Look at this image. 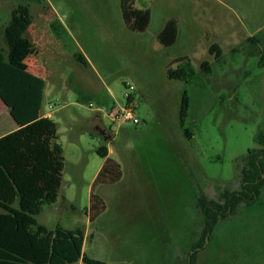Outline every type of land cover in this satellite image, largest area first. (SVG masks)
Wrapping results in <instances>:
<instances>
[{"label":"rangeland","instance_id":"1","mask_svg":"<svg viewBox=\"0 0 264 264\" xmlns=\"http://www.w3.org/2000/svg\"><path fill=\"white\" fill-rule=\"evenodd\" d=\"M135 4L151 9L144 31L125 27L119 0H0V45L42 74V110L56 122L63 147L59 195L36 220L83 229L80 264H264V182L257 199L220 216L189 257L203 233L198 196L223 202L221 192L240 188L243 156L264 125V0ZM170 17L178 19V33L163 46L156 34ZM52 22L61 23L60 35ZM213 41L222 46L218 59L208 51ZM180 55L196 68L188 81L166 76L167 63ZM204 59L208 72L199 68ZM125 82L134 87L137 122L114 116L130 91ZM102 144L122 176L95 188L105 207L90 219Z\"/></svg>","mask_w":264,"mask_h":264},{"label":"trees","instance_id":"2","mask_svg":"<svg viewBox=\"0 0 264 264\" xmlns=\"http://www.w3.org/2000/svg\"><path fill=\"white\" fill-rule=\"evenodd\" d=\"M121 17L131 31H144L151 19L150 7H139L135 0H119ZM57 35L62 33L61 23H51ZM178 19L168 18L156 34L157 41L168 46L175 42ZM248 40H256L249 36ZM264 45V39H263ZM213 58L222 54V46L213 41L208 47ZM86 63L82 54L74 55ZM260 59L264 61V49ZM173 63H177L173 66ZM199 68L208 72L210 62L204 59ZM169 79L188 81L196 68L188 55L172 58L165 68ZM45 81L7 61L0 49V98L19 126L0 136V264H80L83 251L84 231L81 228L67 229L60 224L48 228L36 220V215L45 204L54 202L60 191L64 154L58 140L56 122L40 114ZM134 95L126 97L133 102ZM189 99L184 90L179 107L182 125L187 117ZM191 137L189 128L184 130ZM256 146L247 149L241 167V186L236 190L225 189L219 199L198 196V205L204 217L203 233L193 243L190 262L203 245L207 233L214 228L220 216L232 212L239 202L255 201L264 182V125L253 136ZM96 152L104 158L95 174L89 191V218L93 219L103 210V197L95 191L99 184L114 183L122 176L121 164L109 156L108 146L100 145Z\"/></svg>","mask_w":264,"mask_h":264},{"label":"crops","instance_id":"3","mask_svg":"<svg viewBox=\"0 0 264 264\" xmlns=\"http://www.w3.org/2000/svg\"><path fill=\"white\" fill-rule=\"evenodd\" d=\"M0 49L5 54V58L7 59V61H9L12 64H15V65H17V66H19V67L31 72V73H34V74H36V75H38V76L43 78L42 74H40L38 72H35L34 70L31 69V67L26 66V63H28V61H26L25 59L22 61L20 59V55L18 54L17 51H15L13 53V55L10 56L9 54H7V51H5L4 47H2L1 45H0ZM26 52L30 53L31 50L28 49V51H26ZM29 56H30L29 60H32L30 54H29ZM22 62H24L25 64H22ZM44 81H45V79H44ZM45 83H46V81H45ZM44 89H45V87H44ZM43 96H44V91H43ZM42 101H43V99H42ZM42 104H41L40 114L43 115V116H49V114L47 112H44L42 110ZM18 126H19V124L13 118V116L11 115L9 109L7 108L5 103L0 98V136L4 135V134H6V133H8L10 131L15 130Z\"/></svg>","mask_w":264,"mask_h":264},{"label":"built area","instance_id":"4","mask_svg":"<svg viewBox=\"0 0 264 264\" xmlns=\"http://www.w3.org/2000/svg\"><path fill=\"white\" fill-rule=\"evenodd\" d=\"M125 86L130 90L125 93V96L128 97L130 96V94H132V90L134 87L132 84L128 82H125ZM114 116L116 118L132 119L134 122L138 121V118L134 116V108H133L132 103L130 104L125 103V106L123 108L115 110Z\"/></svg>","mask_w":264,"mask_h":264},{"label":"water","instance_id":"5","mask_svg":"<svg viewBox=\"0 0 264 264\" xmlns=\"http://www.w3.org/2000/svg\"><path fill=\"white\" fill-rule=\"evenodd\" d=\"M102 135H103V137L105 138H109L110 137V134L109 133H106V132H102Z\"/></svg>","mask_w":264,"mask_h":264},{"label":"flooded vegetation","instance_id":"6","mask_svg":"<svg viewBox=\"0 0 264 264\" xmlns=\"http://www.w3.org/2000/svg\"><path fill=\"white\" fill-rule=\"evenodd\" d=\"M197 249H198V247H197ZM193 252V250L191 251V253ZM190 257V256H189Z\"/></svg>","mask_w":264,"mask_h":264}]
</instances>
